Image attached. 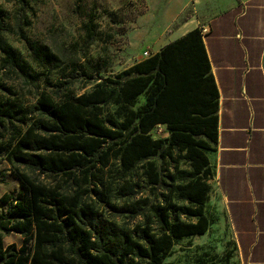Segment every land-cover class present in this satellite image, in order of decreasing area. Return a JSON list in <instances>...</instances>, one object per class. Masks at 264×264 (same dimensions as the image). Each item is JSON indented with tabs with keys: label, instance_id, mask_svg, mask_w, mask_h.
I'll list each match as a JSON object with an SVG mask.
<instances>
[{
	"label": "trees",
	"instance_id": "obj_1",
	"mask_svg": "<svg viewBox=\"0 0 264 264\" xmlns=\"http://www.w3.org/2000/svg\"><path fill=\"white\" fill-rule=\"evenodd\" d=\"M17 2L29 8L26 0ZM29 46L47 56L41 44ZM2 50L3 64L19 68L10 48ZM108 106L113 109L105 114ZM33 109L37 115L26 118L15 104L0 102V127L21 124L5 150L19 190L0 198V264H165L178 240L205 234L206 154L217 139V90L200 30L100 79L88 92L58 102L41 93ZM157 126L166 137H152ZM152 158L174 163L164 204L148 205L157 231L149 220L134 230L103 224L84 201L93 194L109 205L110 192L98 189L103 169L111 160L127 172L141 164L147 185L157 188L163 180ZM179 161L189 170L179 169ZM12 233L22 238L19 246L4 244Z\"/></svg>",
	"mask_w": 264,
	"mask_h": 264
},
{
	"label": "rangeland",
	"instance_id": "obj_2",
	"mask_svg": "<svg viewBox=\"0 0 264 264\" xmlns=\"http://www.w3.org/2000/svg\"><path fill=\"white\" fill-rule=\"evenodd\" d=\"M26 1L29 8L22 7L17 0H0V102L15 104L26 118L30 112L31 117L37 115L33 107L41 93L58 102L64 97L88 92L100 79L113 77L143 60L145 52L154 53L146 40L148 36L142 37L143 32L145 35L151 33L153 17L157 14L152 4L149 5L151 11L146 14L149 22L138 24L137 18L147 9L141 0ZM38 44L45 48L47 56L37 55L29 46ZM6 47L18 57L19 68L3 64L2 49ZM143 102V96L139 97L136 106ZM112 109V106L105 107V114ZM20 126L19 122H14L12 126L0 127V198L5 193L19 190L5 160V150ZM151 135L153 138L166 137L167 133L164 127L157 126ZM151 160L162 174L163 182L157 188L147 185L141 164L127 172L118 160H111L109 167L103 169L104 186L98 189L106 194L110 192L109 205L97 195L89 194L84 198L97 209L103 224L134 230L149 220L151 228L157 231L148 205L164 204V196L168 195L171 184L168 175L174 172V163L158 158ZM178 167L189 170L183 161H179ZM21 169L28 175H35L28 168ZM4 209L5 205L0 202V213ZM194 239L178 240L165 264H207L209 260L222 264L233 256V251L229 250L203 249L193 242ZM21 241L22 238L13 233L3 238L5 245L19 246Z\"/></svg>",
	"mask_w": 264,
	"mask_h": 264
},
{
	"label": "crops",
	"instance_id": "obj_3",
	"mask_svg": "<svg viewBox=\"0 0 264 264\" xmlns=\"http://www.w3.org/2000/svg\"><path fill=\"white\" fill-rule=\"evenodd\" d=\"M141 1L147 9L138 24L149 22L150 4L157 13L151 33H142L151 55L200 30L217 90V139L206 154L208 229L189 239L233 251L222 264H264V0Z\"/></svg>",
	"mask_w": 264,
	"mask_h": 264
},
{
	"label": "built area",
	"instance_id": "obj_4",
	"mask_svg": "<svg viewBox=\"0 0 264 264\" xmlns=\"http://www.w3.org/2000/svg\"><path fill=\"white\" fill-rule=\"evenodd\" d=\"M144 56H145V58H147V57H149L150 55H149L147 52H145V53H144Z\"/></svg>",
	"mask_w": 264,
	"mask_h": 264
}]
</instances>
